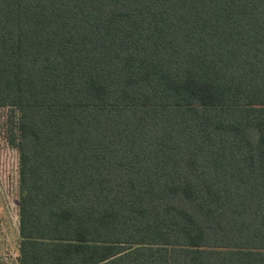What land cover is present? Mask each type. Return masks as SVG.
<instances>
[{
    "label": "trees",
    "instance_id": "16d2710c",
    "mask_svg": "<svg viewBox=\"0 0 264 264\" xmlns=\"http://www.w3.org/2000/svg\"><path fill=\"white\" fill-rule=\"evenodd\" d=\"M19 264H264V0H0Z\"/></svg>",
    "mask_w": 264,
    "mask_h": 264
},
{
    "label": "rangeland",
    "instance_id": "374dc122",
    "mask_svg": "<svg viewBox=\"0 0 264 264\" xmlns=\"http://www.w3.org/2000/svg\"><path fill=\"white\" fill-rule=\"evenodd\" d=\"M19 155L0 139V264H19Z\"/></svg>",
    "mask_w": 264,
    "mask_h": 264
}]
</instances>
